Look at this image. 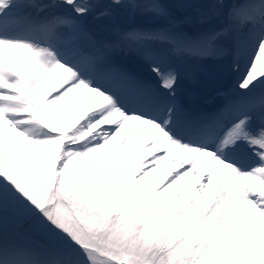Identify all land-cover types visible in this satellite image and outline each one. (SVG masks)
Instances as JSON below:
<instances>
[{"label":"snow or ice","instance_id":"6c2138e0","mask_svg":"<svg viewBox=\"0 0 264 264\" xmlns=\"http://www.w3.org/2000/svg\"><path fill=\"white\" fill-rule=\"evenodd\" d=\"M207 61L237 84L195 111ZM0 264H264V0H0Z\"/></svg>","mask_w":264,"mask_h":264},{"label":"bare ground","instance_id":"6f19581e","mask_svg":"<svg viewBox=\"0 0 264 264\" xmlns=\"http://www.w3.org/2000/svg\"><path fill=\"white\" fill-rule=\"evenodd\" d=\"M52 81H53V80H52ZM52 81H51L50 83H52ZM43 95H44L46 98H51V97H52V96H51V89L49 88V85H48V88H47L46 92H45ZM198 96H199V94H198ZM76 107H77V106H76L75 102H73L72 108L75 109ZM58 108H62V109H63V111L61 112V116H62V117H64L65 115H67V116H69V117L76 115V112L73 111V110H70L65 102H61L60 105H58ZM134 123H135V122H134ZM134 123H132V124H134ZM132 124H130V125H132ZM139 138H140V137H139V132L137 131V132L135 133V139H136V140H139ZM153 154H154V152H153V153H149L147 156H145V160L150 159V158H151V155H153ZM135 160H139L140 162H142V161L139 159V157H137ZM180 163H181V162H180L179 157L176 156L174 159H167V160H165V161H164L159 167H160L161 169H163L164 171H168L169 174H170V173H171V174H174V171L180 167ZM191 175H192V176H191L190 181L192 182L194 188H196V187L199 186V183L202 182V180H201L200 182H198V181L196 180V178H195V177H196L195 173H192ZM149 181H153V180L148 179V181H145L144 184H145L146 186H152V185H149V183H148ZM213 183H214L213 189H210V190H209V194H210V195H209V198H211V194H212L213 192H215L216 190H218V189H217V183H218V182H217L216 180H214ZM154 184H155V185H160L161 182H159V181H157V180H154ZM179 188H180V187L169 190V194H170L172 191H178ZM194 191H195V190H192L191 192H194Z\"/></svg>","mask_w":264,"mask_h":264},{"label":"rangeland","instance_id":"374dc122","mask_svg":"<svg viewBox=\"0 0 264 264\" xmlns=\"http://www.w3.org/2000/svg\"><path fill=\"white\" fill-rule=\"evenodd\" d=\"M207 64H209V66H210V72H213V71H215V70H219L220 67H221V65H220L218 62H215V61H208ZM222 68H223V67H222ZM223 69H224V68H223ZM224 71L227 72V70H225V69H224ZM203 76L206 77L205 81L209 79V78L205 75V72H203ZM56 84H57V82L53 85V88H51L52 90L56 89ZM185 86H186V91H185V93H178V95H179L180 98H182L183 100H185L186 102H188V101H187V99H189L188 94H189L190 92H193L194 90H196V87L193 86V85L190 84V83L186 84ZM56 90H58V89H56ZM186 98H187V99H186ZM189 104H190V103H189ZM162 172H164V171L160 169V171H159L158 173H157V172H154V173H153L151 176H149L148 178H150V179H152V180H159L161 183L164 184V183L167 182V180H166L165 177L162 176ZM165 172H166V171H165ZM167 173H168V172H167ZM190 176H191V175H190ZM190 176L186 177L185 179L188 180V179L190 178ZM188 181H189V180H188ZM183 184H184V182H183ZM178 186H179V185L174 186L173 188L178 187ZM182 186H183V185H182ZM182 186H181V187H182ZM190 186H192V183L190 184ZM190 186H189V188L187 189L189 195H191V194L193 193V192H191V188H190ZM193 187H194V186H193ZM209 199H211V198H209Z\"/></svg>","mask_w":264,"mask_h":264}]
</instances>
